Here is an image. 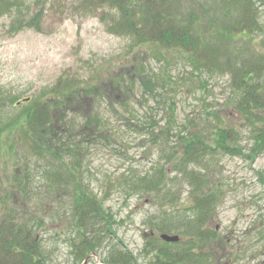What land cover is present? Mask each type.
<instances>
[{
	"label": "rangeland",
	"instance_id": "obj_1",
	"mask_svg": "<svg viewBox=\"0 0 264 264\" xmlns=\"http://www.w3.org/2000/svg\"><path fill=\"white\" fill-rule=\"evenodd\" d=\"M17 1L10 13L0 15V118L16 116L21 111L17 100L42 96L61 78L64 84L101 88L88 105L89 113L82 109L68 113L77 127L93 114L100 121L98 128L76 140L80 142L77 158H65L75 167L77 184L94 194L111 216L109 236L88 264H105L115 245L127 250L136 264H153L156 251L146 248V242L159 239L163 223L174 229L175 220L191 217L196 195L177 175L176 159H168L169 153L181 154L179 138L193 133L208 137L219 128L235 131L241 153H214L203 166H192L204 177L202 190H216L218 196L207 227L220 237L222 250L218 261L208 264H264V156L247 157L250 127L236 114L237 95L232 92L229 70L195 69L181 50L134 45L110 33L106 22L113 13L106 4ZM256 6V31L228 41L221 39L224 26L232 23L230 16L223 21L226 3L183 0L181 11L185 18L193 15L208 46L223 44V60L236 53L245 58L256 55L258 60L264 59V3ZM39 12L38 26L26 27L25 22ZM231 12L238 17L237 10ZM123 72L134 78V84L113 88L109 78ZM139 76L156 85L147 90ZM261 83L264 87V80ZM55 162L40 153V145L27 141L23 131H5L0 149V217L14 206L18 212L25 211L17 193L26 189L32 199L30 211L42 220L35 237L43 246L46 264H74L75 231L63 216L70 208L73 181L69 179L67 187L54 185ZM152 166L164 167L166 186L175 194L173 202L162 193L129 189L130 178L135 173L144 175ZM59 172L63 173L61 168ZM154 246L162 247L159 242Z\"/></svg>",
	"mask_w": 264,
	"mask_h": 264
},
{
	"label": "trees",
	"instance_id": "obj_2",
	"mask_svg": "<svg viewBox=\"0 0 264 264\" xmlns=\"http://www.w3.org/2000/svg\"><path fill=\"white\" fill-rule=\"evenodd\" d=\"M182 1L84 0V5L89 7L91 2L100 6L106 4L104 7L113 13L106 22L108 31L118 37L129 39L134 45H155L168 50H181L189 55L195 69H198L197 66L208 69L227 68L231 75L232 92L237 95L236 114L250 127L251 144L247 157L264 156V87L261 83L264 80V59L256 60V55L245 58L236 53L233 58L223 60V44L212 47L205 43L195 27L196 20L193 15L190 14L186 18L183 16ZM221 2L228 6L223 21L229 16L232 21L229 26H224L225 32L221 39L224 37L228 41L233 36L256 31V3H264V0ZM14 6H18L17 0H0V15L10 13ZM231 9L237 10L238 17L233 18ZM40 17L41 12L25 22V26L37 27ZM21 25L18 24V27ZM109 82L113 88L119 89L124 84H134V78L126 76L123 72L114 78L110 77ZM140 83L147 90L156 85L155 82L143 78ZM100 92L99 86L64 84L61 78L55 87L42 96L24 99L22 102L17 100L16 104L21 111L16 116L0 118V149L4 132L17 128L23 131L27 141L40 145L41 154L45 153L55 159L56 165L53 166L55 171L51 173L55 179L54 185L67 187L71 185L67 181L69 179L73 181L70 208L63 216L71 221L72 229L75 231L72 242L74 264H81L87 257L96 255L99 247L109 236L108 227L112 224L108 210L94 194L77 184L73 173L75 167L65 159L77 158L80 142L76 140L84 138L87 130L98 128L100 123L98 116L93 114L92 117L83 118V123L77 127L68 113L71 109L77 112L82 109L89 113V103L93 102ZM173 122L169 121L170 124ZM235 135L234 130L227 128H219L215 134L208 137H203L200 133L188 134L177 141L180 143L181 154L176 150L172 155L169 153L168 159L171 157L176 159L177 175L180 174L185 179L193 188L191 193L196 195L190 209L191 217L175 220L174 229L166 223L159 229L163 234L176 232L180 237L177 243H165L156 238L146 242V248L156 251L153 264H208L215 259L218 261L219 251L222 250L221 239L215 230L207 227L218 196L216 190H202L204 177L195 172L192 166H203L207 158L209 160L210 155L214 153H241L235 145ZM60 168L63 173L59 172ZM163 168L152 166L144 175L135 173L130 178L131 181H128L129 189L140 194L162 193L168 202H173L175 194L166 186L167 176ZM18 192L23 207L26 205L27 209L18 212L14 206L5 210L0 217V264H46L43 246L35 237V232L41 228L42 220L29 209L32 204L30 193L24 188L18 189ZM156 242L162 247H155ZM105 264H136V261L127 250L115 245L110 248Z\"/></svg>",
	"mask_w": 264,
	"mask_h": 264
},
{
	"label": "water",
	"instance_id": "obj_3",
	"mask_svg": "<svg viewBox=\"0 0 264 264\" xmlns=\"http://www.w3.org/2000/svg\"><path fill=\"white\" fill-rule=\"evenodd\" d=\"M160 240H162L165 243H177L179 241V236L177 235H168V234H161L159 236ZM91 259V256L87 257L86 260L82 264H88L89 260Z\"/></svg>",
	"mask_w": 264,
	"mask_h": 264
}]
</instances>
